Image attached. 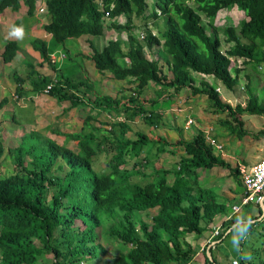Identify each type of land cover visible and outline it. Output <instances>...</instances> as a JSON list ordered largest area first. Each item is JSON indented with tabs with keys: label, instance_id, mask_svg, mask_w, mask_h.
Here are the masks:
<instances>
[{
	"label": "trees",
	"instance_id": "16d2710c",
	"mask_svg": "<svg viewBox=\"0 0 264 264\" xmlns=\"http://www.w3.org/2000/svg\"><path fill=\"white\" fill-rule=\"evenodd\" d=\"M35 4V0H0V13L7 9L19 11L25 5L32 17ZM47 7L51 20L44 29L58 44L87 35L103 36L107 28L127 32L126 41L110 40L102 51L93 48L91 58L99 71L134 85V95L128 102L133 107H125L130 121L144 116L147 125L156 126L158 116H147L149 113L138 98L151 83L176 92L190 89L194 95L206 96L216 113L229 114L236 126H241L239 130L232 128L240 139L248 136L242 116H264V98L254 89H247L245 104L234 107L207 80L212 77L230 92L236 91L241 70L231 73L232 59H243L255 71L264 64V0H47ZM235 7L245 12V18L239 29L224 28L230 44L224 51L215 22L220 11ZM121 17L126 18L125 24L120 23ZM204 17L212 32L203 25ZM133 18L145 21L141 38L135 33ZM106 19H110V25ZM159 20L165 23L160 37L150 28ZM32 45L50 62L46 42L36 39ZM156 46L163 52L171 78L163 73L159 58L151 60L146 54V49ZM200 46L203 50H199ZM19 48L17 42L7 41L0 55L10 63ZM195 74L203 78L200 86L196 85ZM29 75L35 76L39 93L51 87L49 96L59 103L70 102L74 106L80 100L75 90L84 83L76 84L72 77L58 75L51 79L33 69ZM121 100L104 96L94 104L109 114H120ZM8 102L0 101V111ZM93 117L97 118L90 115L85 119L86 127ZM84 130L63 135L66 140L78 141L76 148L33 130L21 136L15 146H6L0 136V160H8L14 166L10 175L0 179V264H38L45 253L53 255V264L90 263L109 255L112 259H103L102 264L192 262L197 251L188 237L202 235L227 211L221 196L201 184L200 171L228 168L238 180L239 168H232L217 155L200 132L191 141L178 142L185 156L174 171L173 182L166 170L157 171L159 178L146 184L132 182L131 177L138 171H124L123 167L129 158L138 159L150 145L147 134L138 131L136 139L131 140L129 121L114 123L110 131L105 127ZM104 155L106 168L98 171L97 164ZM153 209L159 212L146 220L144 216ZM259 213L247 220L234 216L225 222L227 229L245 222L238 227L251 226L252 234L258 218L263 216L260 208ZM254 220L255 223L250 222ZM203 221L206 227L202 226ZM212 257L213 261L206 256L204 264H218L213 252Z\"/></svg>",
	"mask_w": 264,
	"mask_h": 264
},
{
	"label": "crops",
	"instance_id": "0c3cea01",
	"mask_svg": "<svg viewBox=\"0 0 264 264\" xmlns=\"http://www.w3.org/2000/svg\"><path fill=\"white\" fill-rule=\"evenodd\" d=\"M23 9L24 6H22L21 9L17 12L8 9L3 13H0V45H2V50H0V52L3 51L5 43L8 40L16 41L20 47L17 56L10 63H5L4 59L0 56V101L3 99H8L9 101V104L1 111L2 114H0V133L7 135L15 134L16 137H21L31 130L42 132L45 134L55 130L63 136L64 134L71 133L67 132V126H71V123H74V121H76L78 124L79 117L84 119L82 122V127L85 128V119L90 115L91 117L92 115L97 117H93L94 120L90 123V128H96L99 126L106 127L105 124L102 125L101 122L109 124V116L112 115V113L113 115H118L116 114L118 112H112L109 114V112L103 110L102 108H99L94 104L96 99L98 97L104 96L112 98H122L121 108H119L121 111L120 114H122L123 120L128 119L129 123L132 126L133 135H135V137H131V132H129L128 137L131 140L136 139V133L138 132L137 130H135L136 126L148 127L147 129H144L143 132L147 134L148 139L150 140V145L147 146L142 152L149 161L148 164L144 166V168L148 171L144 172L142 170L141 174H146L147 178H150V181H152L157 179V171L166 170L170 173L168 175L169 181L173 182L175 180L174 171L178 166L181 158L185 156V152L181 148V146L178 145V142L191 141L199 132H204V130L212 129L214 132V128H216V126L211 125L213 121H211L209 118L204 117L203 113H199L201 118L200 126L197 129L198 133L197 131H191L189 129V125H186V129L184 128L183 130L180 126H173L175 117L173 115L172 118L169 116V114L172 112V109H159L157 108V104L160 99H163L170 102L171 107L175 110L189 111L193 108V104L191 103L190 98L195 97L199 99L200 95H189L188 92L191 91L190 89H184L180 92H176L174 89H165L161 86H156L155 84L151 83L152 85L149 84V86L141 95H139L138 98L139 102H141V104L146 108L148 113H154V116L159 117H157L158 122L156 126H149L146 123L141 124V118H135L134 120L130 121L128 113H125V107H133V105L128 104L130 96L135 91L132 84H130V82L128 81L127 83H119L113 78L110 73L99 71L96 68L94 62L91 63L93 61L91 58L93 55V48L102 51L110 40H115L111 36L109 38V36L107 35L108 31L113 30L114 28H107L105 30L104 35H106L109 40L105 43L104 46L99 47L98 44L94 43L93 39L84 38L87 42V45L89 46V49H82L81 53H74L73 48L68 45L69 40L63 45L56 42L52 43L54 40L53 36L44 29L45 25L50 22V18L48 20L47 16L41 17L37 14V12H34L32 17L28 15V12L27 16L21 17V15L24 13ZM20 27L23 28L22 36L17 37L11 35V32L14 28ZM36 39L43 40L48 44L49 58L50 60L56 59V63L51 64L47 62L42 57L41 53L33 48L32 43ZM51 43L52 46L49 47ZM62 55H65V58H62ZM80 56L81 58H83V60H91L90 66L92 67V70L97 71V77L100 86L99 90H101L100 92L94 90L93 83L87 84V82L85 81L79 82L84 84H81V86L78 87V90H75L80 100L78 101V103L76 102V105L74 106L70 102L59 103L58 100L44 94V92L39 94V92L35 88L37 84H34L35 76L29 75L31 69H33L42 77L56 79L58 75H61L63 73V70L68 69L69 65L66 63V60L70 59L72 62V58L77 59ZM161 64L162 63L160 62V65ZM16 77L22 80H17ZM85 89H87V91ZM146 94H148V97L145 99L144 96ZM68 108L70 110L66 111V109ZM23 111L25 113L29 112V118L26 124H23L19 119L15 121L16 116L14 117V115H16V112L20 114ZM87 113H90V115H87ZM69 115L72 119H65L69 118ZM220 116L222 117L223 114ZM61 126L65 128L64 131L61 130ZM80 132L81 131H74L72 133ZM246 137H250V133H248V136ZM237 146L239 148H237ZM163 148L165 149V152L161 154V150ZM234 148H237V152L241 153V146L239 144L235 145ZM261 150L262 148H256V145L255 147L252 146V148L249 150H245V153L248 154L247 157L252 158L249 159L252 161L249 165H247L244 161L242 162L240 159H237V164L234 166V168L246 167L247 169H249L254 167L262 159H264V154L260 152ZM215 153L217 152L215 151ZM151 154L152 160H150ZM171 154L178 156L177 161L172 162L170 160L169 155ZM223 156L224 159H226L227 154H223ZM130 163L131 162H129V164ZM200 174V182L203 186L213 189L211 185L217 184L218 187L216 188V190L221 196L222 200H224V203H226V205H228L229 203H231L233 206L237 205V203L235 202L238 197V195H236L238 193L237 185L242 189L243 186L239 179L237 180L232 176L230 169L223 167H214L210 170L200 171ZM220 180H224V186H220ZM208 181H210L211 184H208ZM242 194L243 192L241 193L240 198ZM155 210L158 213V210ZM261 210H263L262 207ZM226 212L217 217L213 223L207 226L208 231H204L203 234L200 235V239L197 240L196 245L194 244L195 241H191L190 239H188V241L194 246L195 250L197 251V255L192 264H204L205 257H209V255H211V251L214 253V256L215 253H217L216 259L218 263V258L221 257L222 253L220 251L222 248V239H219V237H215L214 231L215 228L219 227L220 232L222 233L227 226L226 221L233 217V212H230L229 214ZM239 216H241V218L243 219L242 212L241 215L239 214ZM258 219L263 220L264 217ZM236 226L237 225H233L230 229H228V233L233 229L236 230L238 228Z\"/></svg>",
	"mask_w": 264,
	"mask_h": 264
},
{
	"label": "rangeland",
	"instance_id": "374dc122",
	"mask_svg": "<svg viewBox=\"0 0 264 264\" xmlns=\"http://www.w3.org/2000/svg\"><path fill=\"white\" fill-rule=\"evenodd\" d=\"M148 3H151V0H148ZM193 5V4H192ZM27 9V10H26ZM24 13L21 15V17L27 16V11L28 8L24 6L23 9ZM245 18V12L239 8H235L232 11H223L219 12L215 26L218 28L217 34L219 35V38L222 42V49L226 51L229 47L230 44L227 43L226 37L224 36L223 30L226 27H234L239 29V25L241 21ZM28 20V18H27ZM110 19H106V24H110ZM120 22L122 24L126 23V18L122 17L120 18ZM134 25H136L135 33L137 36L142 37L144 33V26H145V21L143 19H137L133 18ZM203 25H205L208 29L209 32H212L210 29V26L207 24V19L205 17L203 18L202 21ZM155 25H151L150 28H153V33L156 34L157 36H162L163 32L165 31V23L162 20H159L157 22H154ZM107 35L113 38V39H122L126 41L127 39V32H121L117 29L109 30ZM84 38H91L93 39L95 44H98L99 47H102L105 45V43L109 40V38L106 37V35L99 36V37H94V36H83L81 38H76V39H71L68 42V45L73 48L74 53H81L82 49H89V46L87 45V42L85 41ZM52 43H55L53 40ZM52 43L49 45V47L52 46ZM199 44V43H198ZM0 50H2V45H0ZM199 50H203V47L200 46ZM146 54L149 59L155 60L157 58L160 59V62L162 63V69L163 73L169 77H171V73L169 71V67L167 63L165 62V59L163 57V52L161 48L158 46L154 47L153 49H146ZM90 52V51H89ZM162 58V59H161ZM232 66H231V73L235 74L236 69H240L241 73L239 76V85L236 91L230 92L227 90L222 84H219L214 81L212 77H207L208 82L214 86L215 88L220 89V93L223 95V97L231 102V104L235 107L237 106L238 103L245 104L248 100V94H247V89L250 87L252 90L254 89L255 92L264 98V64L255 71L253 69L252 65L245 64L243 59L241 60H235L232 59ZM243 61V62H242ZM91 60H83V58L78 57L77 59L72 58L71 60H66V63L69 65L68 69L63 70V73L61 76H69L72 77L74 82H82L85 81L87 84H92L94 85V90L100 92L99 90V80L97 77V71L92 70V67L90 66ZM122 65H127L126 61H120ZM88 63V64H87ZM93 63V61L91 62ZM202 76L195 74V80H196V85L200 86ZM116 80V79H115ZM119 83H127L128 80L122 81V80H116ZM129 82V81H128ZM152 85V84H151ZM153 87V86H152ZM87 91V89H85ZM189 95H194L191 91L188 92ZM145 99L148 97V94H146ZM203 99V100H202ZM191 103L193 104V108L189 111H179L175 110L171 107V103L168 101H165L163 99H160L157 108H165L166 110H171L172 112L169 114V116L172 118V115L175 117L174 119V124L173 126H180L183 130L185 126L188 124V120L192 119L194 121V124L189 125V129L191 131H194L198 133V128L200 126V115L199 113H203L204 117L209 118L213 123L211 125H215L216 128H214V132H212L211 136H215L216 140L224 146L223 150H217V155H220L222 158H224L223 154H227L226 161L231 164V166L234 168V166L237 164V159H240L242 162L244 161L247 165L250 164L252 159L250 157H247L248 154L245 153V150H249L252 148V146L256 148H262L260 151L262 154H264V134L262 135L261 132L264 131V116H256V115H244L242 116V120L244 121V129L250 133V137H244L243 140H240L239 137L237 136V133H235L232 128L235 130L241 129V126L238 125L236 126L235 121L232 119V117L229 114H223L222 115L220 112L216 113L214 110V107L212 103L207 99L206 96H201L198 98L191 97L190 98ZM201 109V112H200ZM2 114V112L0 113ZM14 114V113H13ZM12 114V115H13ZM87 115H90V113H87ZM16 116V117H15ZM93 116V115H92ZM15 120H20L23 124H26L29 118V112L25 113L24 111L21 112L20 114L16 112V115H14ZM75 117V116H74ZM73 117V118H74ZM65 119H72L69 115V118ZM84 119L79 117L78 124L76 121L74 123H71V126H67V132H85L86 130L83 131L82 127V122ZM141 124H144V120L141 118L140 120ZM52 123V120H51ZM58 125V124H56ZM136 126V125H135ZM54 127V126H53ZM66 127V126H64ZM88 127H90L88 125ZM88 127H85L88 128ZM100 127V126H99ZM103 127V126H102ZM147 126H136L135 130L137 131H142L144 129H147ZM186 129V128H185ZM206 129V127H205ZM61 130L64 131L65 128L61 126ZM156 130V129H154ZM89 131V130H87ZM239 132V131H236ZM68 133V134H71ZM225 133V134H224ZM48 136H51L53 139H55L56 142L59 144H67L72 148H76L78 141H69L66 140V138L62 135H57L54 134L52 131L46 133ZM85 134V133H83ZM131 137H135L133 135V132L131 131L130 134ZM20 137H16L15 134L12 135H7L4 134L3 141L6 146H15L19 142ZM240 145L241 146V153L237 152V148H234L235 145ZM163 148L161 150V154H163L165 151ZM108 151L111 152V148L108 145ZM167 152V151H166ZM143 156V154H140L138 159L136 161H131V163L128 165H125L123 167L124 171H133L136 169L138 173L134 174L131 177L132 182H137L141 184H146L148 181H150V178H147V175L141 174V170L144 172H147L148 170L143 168L145 163L143 162L144 160H141L140 158ZM152 157V154L150 155V160ZM169 158L172 162L177 161L178 156L177 155H169ZM254 158V157H253ZM106 161H107V155L102 156L99 159V162L97 164V170L98 171H103L106 168ZM14 171V166L10 164V161L8 160H0V179H2L5 176L10 175ZM157 176V175H156ZM157 179L159 178L158 176L156 177ZM241 179V178H240ZM226 183V181H225ZM208 184H211L210 181H208ZM220 186H224V180L219 181ZM212 188L214 189V192L218 193L216 188L218 187L217 184L211 185ZM237 191L238 195L236 199L237 205H241L242 201L240 198L241 193L243 192V189L240 188L237 185ZM233 210V205L229 203L227 205V212L230 213ZM156 210L150 211L148 214H146L145 219L147 220V216H151L156 214ZM259 208L254 205L250 204L248 206H244L242 210V217L243 220L245 219H250L251 217H256L259 216ZM264 215V212H263ZM150 219V218H149ZM259 224L255 227V230L251 234V226H246V229L241 232L239 229L241 228L238 227L234 232L230 233L228 236V231L227 228L228 226L225 227L224 233L225 236L222 237V248H221V257L218 258V264H232V261L234 258H237L238 260H241L243 263L247 264H264V219L263 220H258ZM202 226L206 227L207 223L205 221L202 222ZM205 231H208L207 227L205 228ZM191 241H195L194 244H197V240L200 239V236L197 235H190L188 237ZM103 243L107 245V242L103 240ZM124 249V247L122 248ZM254 254V256L251 258V255ZM215 257H217V253H215ZM102 260H97L95 262H86L83 261L82 264H102L103 259H112V255H109L107 257L101 258ZM54 262V257L50 253H45L43 256L39 258V263L38 264H53Z\"/></svg>",
	"mask_w": 264,
	"mask_h": 264
},
{
	"label": "clouds",
	"instance_id": "9594fccd",
	"mask_svg": "<svg viewBox=\"0 0 264 264\" xmlns=\"http://www.w3.org/2000/svg\"><path fill=\"white\" fill-rule=\"evenodd\" d=\"M36 1V4H35V6H36V9H35V12H37V14L39 15V16H41V17H43V16H47V19L49 20V18H50V20H51V16L48 14V7H47V0H45V1H41V0H35ZM22 6H25V5H22ZM27 8H28V6H26ZM40 8H44V10H45V12L44 13H40ZM235 8H237V7H235ZM234 8V9H235ZM29 9V8H28ZM234 9H232V10H234ZM8 10V9H7ZM6 11V10H5ZM222 11H231V10H222ZM222 11H220V12H222ZM15 12H17V11H15ZM28 12V11H27ZM122 18V17H121ZM47 25V24H46ZM45 25V26H46ZM110 25V24H109ZM151 30H153V29H151ZM46 31V30H45ZM11 35H13V36H17V37H19V36H22L23 35V28L22 27H20V28H14L13 30H12V32H11ZM52 35V34H51ZM127 40V39H126ZM8 41H13V40H8ZM43 41V40H42ZM7 42V41H6ZM16 42V41H15ZM45 42V41H44ZM37 51V50H36ZM39 52V51H38ZM18 54V53H17ZM1 56V55H0ZM17 56V55H16ZM2 57V56H1ZM3 58V57H2ZM62 58H65V55H62ZM4 59V58H3ZM13 61V60H12ZM11 61V62H12ZM56 59H52V60H50V62L49 63H51V64H54V63H56ZM6 63V62H5ZM127 63V62H126ZM128 64V63H127ZM260 67V66H259ZM258 67V68H259ZM162 68V67H161ZM163 70V69H162ZM133 87H134V85H132ZM216 90H217V92H219L220 93V89L219 88H216ZM50 93V92H49ZM49 93H47L46 92V89L44 90V94H46V95H49ZM40 94V93H39ZM132 95H134V92L132 93ZM9 104V103H8ZM7 104V105H8ZM6 105V106H7ZM5 106V107H6ZM4 107V108H5ZM3 108V109H4ZM2 109V110H3ZM1 110V111H2ZM0 111V112H1ZM116 114H118V115H113V113H112V115H110L109 116V118H108V121H109V124H107L106 125V127H105V129H107V130H112V126H113V124L114 123H119V122H125V121H128V119H124L123 120V118H122V114H119V113H116ZM151 114L149 113V114H147V116H150ZM139 118H142L143 120H144V116H142V117H139ZM15 121H17V120H15ZM190 121H192V123L190 124L189 122ZM110 122L112 123V124H110ZM188 124L189 125H192V124H194V121L192 120V119H189L188 120ZM187 124V125H188ZM55 131V130H54ZM212 132H213V130L212 129H208V130H204V136H205V139H206V142H207V144H208V146H210L211 148H213V150H214V152L216 151L217 152V150H219V149H217L216 147H213V146H211L210 145V143L208 142V137H210L211 139H214V140H216V138H215V136H211L212 135ZM42 133V132H41ZM200 133V132H199ZM43 134H45V133H43ZM46 135V134H45ZM57 135H59V134H57ZM0 136L3 138L4 137V134H2V133H0ZM216 142L219 144V145H221L222 146V149L221 150H223L224 149V146L222 145V144H220L217 140H216ZM141 160H144L143 162L145 163V165L144 166H146L147 164H148V159H147V157L145 156V155H143L141 158H140ZM136 161L137 159H130L129 158V161H128V163L129 162H131V161ZM264 159H262L261 161H263ZM260 161V162H261ZM180 162V161H179ZM259 162V163H260ZM128 163L126 164V165H128ZM258 163V164H259ZM257 164V165H258ZM257 165H255L254 167H256ZM144 166H143V168H144ZM254 167H252V168H249V169H247L246 167H241V168H239V170H240V175H239V177H238V179H239V181L242 183V186H243V194H242V196H241V201H242V204L241 205H234L233 206V210H232V212H233V217L234 216H239V214L241 215V212H242V209H243V207L244 206H248V205H250V204H254V205H256L257 207H259L260 209H261V207H262V211L264 212V204H257V203H255V202H250V203H247V204H244L243 203V201H244V199H245V191H246V189H245V185H244V178H243V176H244V172L245 173H249V172H251L252 171V169L254 168ZM177 168L179 169V167L177 166ZM132 172V171H131ZM241 178V179H240ZM235 207H239L240 208V211L239 212H236L235 211ZM153 210H155V209H153ZM158 210V212H159V209H157ZM151 211V210H150ZM156 215V214H155ZM155 215H149V217H147V220L149 221L150 219L149 218H151L152 216H155ZM221 216V215H220ZM219 217V216H218ZM232 217V218H233ZM258 217V216H257ZM262 217H264V215L262 216ZM232 218L231 219H229V220H227V221H231L232 220ZM250 222H252V223H255L256 222V220H254V221H250ZM242 223H245V222H239V223H237V224H235V225H237L236 227H238L239 225H241ZM246 229V226H241V228L239 229V231H241V232H243L244 230ZM227 231H228V229H227ZM235 231V229H233L231 232H229L228 233V235L230 234V233H232V232H234ZM223 233L224 232H220V228L218 227V228H215V231H214V236L215 237H219V239H220V237L223 235ZM225 236V233H224V235H223V237ZM211 261H213V257H212V251H211V255H209V257H208ZM194 261V260H193ZM192 261V262H193ZM192 262H190V263H188V264H192ZM235 262H237V264H242L241 263V260H238V259H233V261H232V264H235ZM216 264V263H215Z\"/></svg>",
	"mask_w": 264,
	"mask_h": 264
},
{
	"label": "built area",
	"instance_id": "2783aa9c",
	"mask_svg": "<svg viewBox=\"0 0 264 264\" xmlns=\"http://www.w3.org/2000/svg\"><path fill=\"white\" fill-rule=\"evenodd\" d=\"M45 1V0H41ZM40 13H44V8H40ZM51 87H47L46 92L49 93ZM190 124L192 121L189 122ZM208 142L211 146L216 147L221 150L222 146L219 145L216 140L208 137ZM244 185H245V199L243 201L244 204L255 202L259 204H264V160L261 161L256 167L252 169L251 172H244ZM236 212L240 211L239 207L234 208ZM237 264V262H235Z\"/></svg>",
	"mask_w": 264,
	"mask_h": 264
}]
</instances>
